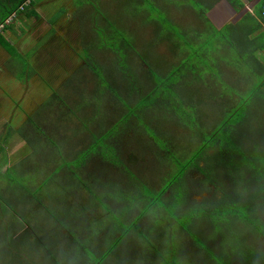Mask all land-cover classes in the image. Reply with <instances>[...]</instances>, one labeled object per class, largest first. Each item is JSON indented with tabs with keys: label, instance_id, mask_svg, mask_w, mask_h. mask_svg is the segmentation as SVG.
<instances>
[{
	"label": "rangeland",
	"instance_id": "374dc122",
	"mask_svg": "<svg viewBox=\"0 0 264 264\" xmlns=\"http://www.w3.org/2000/svg\"><path fill=\"white\" fill-rule=\"evenodd\" d=\"M69 1L78 8L75 16H71V22H75V25H78L80 30L81 27L82 30L85 29L84 23L87 19L92 17L98 18V20L95 21L94 28L88 31L86 35H82L81 38L79 37L81 48H83V50L79 52V56L81 59H86L84 64L88 66V68H84V70H91L92 68V70H95L94 73L96 76L92 72H89L90 79L84 82L78 99L76 102H74V99L72 100V106L74 109L86 106V109L82 110V112L87 114L91 113L92 109L94 114L98 111L99 133L103 131L108 123L107 130L109 129L116 134L118 133L121 137L122 132H119V128L123 130V124H129L128 128L134 132L131 136L129 135V137L132 139L134 148L138 147L136 149L142 155L143 169L136 171L134 168L133 171L128 166L123 167L120 165V161L116 159L118 153L113 144L106 141L108 139L107 137L101 136L96 138L95 135L90 137L89 133L81 128L82 126L79 121H77L74 116H70L72 119V128L76 129L78 133L74 132L73 129L69 132L62 128H59V130L62 131L54 132V125L50 128V133L54 132L51 135L55 139H58V141L63 140L67 142L66 144L73 145V147H71L73 154L70 156L67 155L66 167L68 171L69 169H72L71 171L75 169V174L71 176V182L67 184L62 175L53 174L50 176L49 174L42 175V173H37L41 172L38 166L35 165L39 164L37 159L41 158V162L42 159H44L41 148H39L35 154L31 153V156L27 148V142L25 143V139L22 140V138L15 133L14 128L11 129V132L7 133V127H9L12 122L9 120L6 125V121L4 122L3 119L1 120L0 118V211H7L8 216L11 217L13 216L11 207L13 208L14 204H21V206H23L27 200H39L37 193L40 192H43L46 199H49L50 204L53 205H57L62 198L64 200L66 198L69 200L70 197L72 202L76 197L78 200H86V196H77L76 192L80 193L84 191L82 183H84L85 187L87 185L90 188H96L98 184L97 175H101L102 171L101 168L99 171L95 168L93 174L83 180L76 169L79 168L83 162H86L87 171L92 172L91 168L93 166V161L92 159L86 160L87 153L99 154L100 157L103 158V161H108L113 165L120 166L121 171L118 182L109 183L108 187L110 189L107 193L104 192L103 194L112 199L115 198L117 201H121L123 204H126L125 207H127L128 204L130 206L136 204V208H138L139 205L144 206V208L148 210L143 214L142 222L144 217H146L144 224L148 222L149 227L153 226V230L159 225L162 226L165 222L171 225L178 223L188 228V225L191 223V218L194 216L197 217V219L193 224V230L201 231L200 227L206 224L209 230L207 234H204V238H214L215 244H217L213 247V253L212 249L208 251L209 255H212L213 264H233L236 262H239V264H264V246L260 245L257 240L253 243L254 237L260 238L261 240L264 238V223L259 221L255 214H251L249 211L250 209L246 206L248 205L247 200L249 199L248 193L242 190L243 188L240 186L241 190L238 189L236 193H229L228 195L229 198H232L236 196V194H240L241 196L237 195L240 197V203L228 198L221 199V191L225 190V188L216 190L217 188H214L210 182L207 183L209 180L204 179V183L202 182V184L199 178H197L199 174L202 177L207 174V168L204 170L202 167L204 164L196 160L199 146L202 144H213L212 141H207L208 137L213 133V95L210 90L212 86H209L207 81L209 78L207 76L214 72L209 67L199 70L193 68L189 70V72L194 73L196 76L187 80L183 77L179 79L180 72H176L175 74V69L178 67V63L176 64L178 61L179 66L184 63L186 67L189 66L190 62H193V64L195 62L194 65L197 67L200 60L198 56H193V53L201 50L200 47L189 45L179 46L178 51H175L177 52V57L173 58L175 63L173 62L174 64L170 65L167 69L163 68L162 74H160L156 68L151 67L147 70V73L153 77L152 82L149 84L148 81L139 78V73H137L138 68L129 67L130 64L123 50L124 47H126L129 52L133 50L134 52H140L137 50L138 46H135L134 42H139L140 37L142 38L144 32L148 30L150 32L146 33L147 36L144 45L146 46V51H149L152 56H155L154 49L159 48V41L162 42L160 34L165 35L170 31L168 22L157 17L164 18V13L160 14L158 8L156 9L155 6L147 0H106L105 2H103L104 0ZM31 2L32 4H40L39 6H41L42 12L46 13L44 19L50 24H53L56 20H60L62 16H64L63 13L65 9L63 8V4H65L66 0H31ZM4 5V0H0V10ZM83 8L85 10L90 9L92 13L95 14H89L87 12L80 13ZM24 9L25 10L21 13L22 16H34V7L27 5ZM18 13L16 15H18ZM141 13L145 14L141 15ZM21 17H11L8 22L4 23L3 29L5 31L8 29L14 30L20 33L17 35L21 37L28 25V20L24 22ZM101 17H106L108 19L104 20L101 24V20L99 19ZM154 25L156 26L153 27ZM79 28L76 27L74 29L79 31ZM2 33L3 32L0 31V44L3 45L4 50H8L7 52L12 55L16 65V67L13 68L11 76L6 78V65L0 62V100L4 101V96H7L6 84L12 85L14 82L23 81V79L25 80V78H27L25 74H30L31 72L35 73L31 56L32 49L35 48V46L28 48L29 42L22 41V52L17 49L14 50V48L10 46L9 40L5 39ZM53 34H57V38L60 39L58 40L56 38L58 44H66V41L62 40H66L67 36L58 35L55 27L50 31V35ZM204 40L206 41L207 38H204ZM199 43L204 44L205 42ZM130 44L134 45L133 50L129 47ZM137 45L140 47L139 43ZM205 45L209 46L210 44ZM164 49L167 51L171 48L164 47ZM106 50L113 51L115 61L111 58L110 52ZM94 51L96 55L95 59L93 58ZM97 54L102 56L101 60L103 62L97 59ZM182 55H186V57L181 58ZM216 59L217 58L214 56V61ZM215 65L214 63V70L217 69ZM66 70V77L73 73L72 68H66ZM115 70L128 75V77H126L128 78L126 91L122 88L124 84L120 85L121 87H114V90L111 92L108 91L110 86H113L110 85L112 84L111 82H113L110 78L114 76L112 72H115ZM184 70L183 68L182 72ZM118 72H116V74ZM139 83L145 87L141 89ZM172 83H176L175 86L177 87L180 86V94L177 95L175 90L171 89L173 88V86H170ZM43 86L44 88L42 89L32 84L30 93L43 95L50 89L49 85L44 84ZM249 89L250 88H248V90ZM120 90L124 92H120ZM139 90L140 92H137ZM192 93L193 95H191ZM198 103H200V105H197ZM2 104H4V102ZM10 110L11 106L7 105L5 115L10 116ZM196 110L198 111L197 114L195 113ZM163 112L169 114L173 113V115H176L179 121L178 123L183 124V131L182 133H177L176 141L173 138L164 139L162 135H160L163 133L159 134L154 128L150 127L149 124H146L148 121L154 122L153 120H155L156 117L161 121L163 119ZM203 113L205 117H201L199 121L197 117L201 116ZM70 114H72L71 109ZM77 115L79 114L77 113ZM80 119L83 120L84 118L80 117ZM105 131L103 132L105 133ZM138 131H143L144 133ZM45 133L48 134L46 130ZM35 135L38 136L37 138H43L38 133ZM119 135H117V137H119ZM145 135L149 139H147ZM148 140L152 143L155 142L156 146L154 147H157L158 150L152 148V144ZM121 141L123 142V140H120V144ZM18 162H22V164L15 165V163ZM192 169L199 174H197L198 176L196 178L190 180V182L192 184H194L195 181L199 182L197 186H195L197 189L201 190L202 187L203 190H206L205 192L207 194L211 193L212 196L209 197V200L204 199L200 201V203H196L195 201L194 203H190L188 201L190 189L187 181L183 179V176L187 171ZM216 174L222 178L218 171ZM43 178H50L48 184L53 187L52 192L45 191L42 185L43 182H39V180ZM223 183L225 187L230 186L227 181L225 182L223 180ZM207 185L208 187L206 188ZM62 187L66 188V192L69 189L73 191V193L70 192V196L66 197L67 193H59ZM155 187L158 188L157 191H155ZM160 191H170L171 196L167 199V203H165L163 199L165 197H162V194L157 195ZM193 192H191V194ZM29 193L31 198H26V195ZM1 195L6 198L7 203L2 201L3 198ZM64 202V208L66 210V200ZM244 202H246V204ZM150 203L153 204L150 205ZM99 207L101 210L99 218L97 220L88 219L86 222H90V229H105V239L111 242L114 238L115 231L110 228L113 224L116 225L120 222L118 220L120 215L116 212H108L109 209H114L113 206L101 204ZM7 208H10V210ZM67 208L68 210L66 212H61L60 209L51 211V215H53V218L56 220H60L61 216L66 213L70 216L78 215L79 208L73 207V203L69 202ZM175 208L180 209L178 213H175ZM189 212H191L193 216H191ZM81 216L83 217V215ZM259 216L264 221V210ZM12 218L15 219L16 217L13 216ZM14 219L5 216V220L11 221ZM23 219L25 218L23 217ZM1 220L2 216L0 214V233L5 230L2 226L4 223L1 222ZM64 225L66 226V224ZM137 226H140V223H137ZM153 230L151 231L148 229L150 233L155 232ZM247 235H249V240ZM196 238L200 243L199 246L203 250L207 249L204 239H200V234H197ZM12 254L15 255L16 253L0 250V256L6 257V262H4L6 264H29L26 261H20L16 256H14V258L11 257ZM169 259L170 262H167L168 264H181L179 256ZM233 259H235V261ZM200 264H202L201 261Z\"/></svg>",
	"mask_w": 264,
	"mask_h": 264
},
{
	"label": "crops",
	"instance_id": "0c3cea01",
	"mask_svg": "<svg viewBox=\"0 0 264 264\" xmlns=\"http://www.w3.org/2000/svg\"><path fill=\"white\" fill-rule=\"evenodd\" d=\"M26 1L27 0L24 2ZM105 1L106 0L103 2ZM147 1L151 2L156 9L158 8L160 14L164 13V18L156 16L159 19L167 21L170 26V31L165 35L160 34L162 42L159 41V48L154 47V53H158L160 59L164 58V53L166 52L164 47H169L173 51H178L179 46H199L201 50L194 52L193 56H198L200 60L199 63H204L202 64V69L209 67L214 72L215 63L218 72H223L227 76H232L237 80H244L243 77L240 78L236 75L237 72H240V69L234 65V62L240 59V56L255 55L258 62H253L252 65H256L259 70L261 66L263 74L261 73L262 75L260 76L264 77V20L260 17V10L264 0ZM4 3V7L8 5L5 0ZM26 5L34 7V13H36L33 17L23 15V19L28 20L32 38L43 39V35L54 27L58 35L67 36L66 45L60 50L54 47V43H51L49 47L46 48L44 53L48 54L51 57L50 59L46 55L42 60L33 58L35 73H33L29 80L35 85H47L50 82L60 84V65L58 62L61 60L65 62L64 52H66V67L73 68L75 62L80 64L86 62V59H81L78 56L79 52L83 50L79 37L81 38L82 35H86L88 31L94 28L95 21L98 20V18L92 17L87 19L84 23V31L82 27L80 30L78 25H75V22H71V15L72 17L75 16L78 8L69 0L65 2V6L68 8L66 14L53 24L45 21L44 17L46 13H41L40 4H32L31 0H29ZM20 6L18 9H20ZM4 7L1 8L0 13ZM24 7L25 6H23L22 10H19L18 15H16V11L13 12L16 17L22 16L21 13L25 10ZM85 12L95 14L92 13V10H85L84 8L80 13ZM142 14L145 13H141V15ZM99 19L102 24V22L108 18L101 17ZM155 26L156 25L153 27ZM76 27L79 28V31L74 29ZM6 32L8 36H12L16 41H20L19 47L21 50L22 41H28L29 43L31 41V37L28 35H23L19 39V35L17 34L20 33L11 29L6 30ZM147 32L150 31L147 30L144 32L142 38L140 37V41L136 42V44H140V47L137 45V50L144 54H148L146 46L144 45ZM55 37L57 38V34H55ZM222 37L230 40L232 42V47H229L231 45L223 43L221 41ZM204 38H207V40L205 41ZM141 39L144 40L142 41ZM199 42L205 43L200 44ZM29 43L28 48H32L33 45H29ZM205 44L210 45L206 46ZM1 51H4L2 54L7 52V50H4L2 44H0V53ZM176 53L177 52H175V54ZM214 56L217 58L215 61ZM185 57L186 55H182L181 58ZM93 58H96L95 51L93 52ZM97 59L101 60L102 56L97 54ZM241 62L246 65L249 62V58L242 57ZM145 63H149V56L147 55ZM176 63L179 64V61ZM192 63L193 62H190L189 65ZM142 65L144 68H147L144 63H142ZM195 68L197 67L195 66ZM207 77L214 81V73ZM30 82L20 83V85L16 84L14 95L20 97L21 91L28 92ZM191 95H193V93ZM2 107L1 105L0 111H4ZM74 111L75 117L76 110ZM153 121L154 122L148 121L146 124H149V126L154 128L159 134L163 133L160 135H162L164 139L173 138L176 141L177 133H182L183 131V126L178 123L179 121L173 113L169 114L165 112L161 121H159L158 117ZM119 132H122L121 137L117 133L115 136H107L108 139L106 141L112 143L115 147L118 153L116 159L120 161V165L123 167L128 166L134 171L137 165L143 166L142 155L136 149L138 147L134 148L132 139L129 137V135L131 136L134 132L129 128L126 130H119ZM138 132L144 133L143 131ZM117 135H119V137H117ZM145 137L149 139L146 135ZM120 140H123L121 144ZM149 142L152 144V148L158 150L157 147H154L156 146L155 142ZM88 159H92L93 161V166L91 168L92 172L87 171L86 162H83V164L76 169L80 173L81 179L84 180L88 178L93 174L95 168L97 171L101 168L102 174L97 175L98 184L96 188H90L87 185L85 187L84 183L81 182L84 191L78 193L75 190L77 196H86V200H78L76 197L72 202L70 197L69 200L66 198L65 210V200L63 198L61 199L62 202L60 201L57 205H53L50 204L49 199H46L45 194L40 192L37 193L40 201L31 199L23 204V206L26 205L24 207L21 206V204H14V207H11V212H13V216L16 217L15 219L12 218L13 216H8L7 211H0L2 216L1 222L4 223L2 226L5 228L3 231L4 234L3 232L0 233L1 251L14 252L16 254H12L11 257L14 258V256H16L20 261H26L29 264H168L167 262H170L169 258L177 256L180 257L181 264H200V261L202 264L214 263L212 255H209L208 251L212 249L213 253V247L217 244H215L214 238H204V234H207L209 230L206 224L200 227L201 231H194L193 224L197 217H194L193 214L189 212L193 217L191 218V223L188 225V228L178 223L171 225L165 222V224H162V226L159 225L153 230V226L149 227L148 222L144 224L146 217H144L142 222L144 212L146 213V211H148L144 206L139 205V207L136 208V204H132L134 206L128 204L127 207H125L126 204H123L121 201H117L115 198L112 199L103 194L104 192L107 193L110 189L108 187L109 183L118 182V177L121 175L120 166L113 165L108 161H103L100 155H90L87 160ZM201 163L204 164L202 161ZM71 170L69 169L68 171L66 168V173L59 172L56 174H59V176L62 175L66 180V178L74 176L75 169L74 171ZM197 174L199 173L192 169L187 171L183 176V179L186 180L189 185L190 192L188 193V201L190 203H194V201L200 203V201L204 199L209 200V197L212 196L211 193L207 194L205 192L206 190L201 192V190L195 187L199 182L195 181L194 184L190 182V180L198 176ZM197 178H199L201 183L205 179V177H202L200 174ZM48 180L42 185L45 191L52 192L53 187L48 184ZM70 182L71 180L69 183ZM207 187L208 185L206 188ZM157 190L158 188L155 187V191ZM62 192L67 193L66 197L70 196V192L73 193V191L69 189L66 192L65 187H62L59 191V193ZM165 192L160 191L157 195L162 194V197H165L163 198L165 203H167V199L170 198L171 193L168 191L164 195ZM191 192L193 193L191 194ZM30 196L29 193L26 195V198H31ZM2 198V201L7 203L6 198L4 196H2ZM69 202L73 203V207L79 208L78 215L70 216L66 213L61 216L60 220L54 219V216L51 215V211L60 209L61 212H66ZM101 204L113 206L114 209H109L108 212H116L120 215V218H118L120 222L116 225L113 224L110 228L115 231L114 238L111 242L105 239V229L102 230L98 228L97 230H93L90 229V222L85 224L86 218L92 220H97L99 218V214L101 213L99 206ZM152 204L153 203H150V205ZM7 209L10 210V208ZM179 210V208H175V213H178ZM81 215H83V217ZM5 216L14 220H5ZM23 217L25 219H23ZM66 217L68 218L67 220ZM137 223H140V226H137ZM64 224H66V226ZM148 229L155 232L150 233ZM197 234H200V239H204L207 249L203 250L199 246L200 243L196 238ZM247 238L249 240V235H247ZM256 240L258 242H264V238L261 240L260 238L254 237L253 243H255ZM233 260L235 261V259ZM0 262L1 264H6L4 263L6 262V257L0 256ZM233 264H239V262Z\"/></svg>",
	"mask_w": 264,
	"mask_h": 264
},
{
	"label": "trees",
	"instance_id": "16d2710c",
	"mask_svg": "<svg viewBox=\"0 0 264 264\" xmlns=\"http://www.w3.org/2000/svg\"><path fill=\"white\" fill-rule=\"evenodd\" d=\"M5 1L8 3V5H6L1 11L2 15L0 14V24L5 23V20L14 11L18 13L20 10L18 7L23 4L25 0ZM221 41L228 45L232 44V42L225 37H222ZM134 45L137 46L136 42H134ZM134 45L130 44L129 47H131L133 50ZM229 47H232V45ZM109 52L111 58L113 61H115L113 51ZM123 52L128 63L130 64L129 67L138 68L137 73H139V78H143L142 80L148 81L149 84L153 79V77L147 73L149 68H156L158 72L162 74V69H167L170 65H173L175 63L173 58L177 57L175 51L172 49L167 50L164 53V58L162 59L159 58L158 53H156L155 56H152L149 51L148 54L134 52V50L129 52L128 49L124 47ZM146 55L149 56V63H145ZM240 57V59H237L234 62V65L240 69V72H237L236 75L240 78L243 77L244 80H237L232 76L229 77L223 72H218V70H214V81L206 78L208 79L207 81L209 86H212L210 90L211 94L213 95V133L210 137H208L207 141H212L213 144L200 145L196 160H198V162H204V166H202L204 170L207 168V174L204 175L205 179L209 180L207 183L210 182L214 188H217L216 190L225 188V190L221 191V199L228 198L240 203V197L237 196L240 194H236V196L232 198H229L228 195L229 193H236L238 189L241 190V186L243 188L242 190L248 193L249 199L247 200L248 205L246 206L248 209H250V213L255 214L259 221L264 223L262 218L259 216L264 210V77L260 76L263 74L262 67L260 66L261 69L259 70L256 65H252L253 62H258V59L255 55H246ZM242 57L249 58V62L246 65L241 62ZM142 63H144L147 68H144ZM84 65L86 68H88L86 64ZM177 66L178 67L175 69V74L176 72H180L179 79L183 77L184 79L190 80L191 77L196 76L194 73L189 72V70L193 68L195 69V65L193 63L186 67L184 63L180 66L178 64ZM183 68L188 71L184 70L182 72ZM197 69H202L201 63H199ZM87 70L95 75V70H92V68L91 70ZM116 72L118 71L115 70V72H112V75L114 76L111 77L110 80L113 82H111L112 84H109L113 86H110L108 91L111 92L114 90V87H121L120 85L123 84L124 85L122 88H124L126 91V85H128V78L126 77H128V75H125V73L121 72L116 74ZM175 85L176 83L170 84L171 87L173 86L171 89L175 90L176 94L178 95L180 94V86L177 87ZM139 87L143 89L145 86L140 84ZM248 88L250 89L248 90ZM120 92L124 91L120 90ZM137 92H140V90ZM53 99L55 101V104H53V110H55L54 124L57 127L60 128V125L62 124V129H64L63 126L66 124V131L70 132V130L73 129V131L76 132V129L72 128V119L70 118V116H74V110H76V120L81 124V128L89 133L90 137L93 135H95L96 138L101 136L107 137L110 135L115 136L116 133L109 129L107 130L108 123L103 129V131H107H105V133L103 131L99 133L98 111L94 114L92 109L91 113L87 114L80 111L79 109H74L72 107V100L63 98L56 91L50 98L51 101H53ZM197 105H200V103ZM70 109L72 110V114H70ZM77 113L79 115H77ZM195 113L197 114L198 111L196 110ZM80 117H83L84 119L82 120ZM201 117H205V114L203 113L201 116L197 117V119L200 121ZM5 123L6 125L8 124L7 122ZM180 125L183 126V124ZM123 126V129L126 130L129 127V124H123ZM11 129H13L11 125L7 127V133L11 132ZM34 132L37 133L38 129H35ZM34 132H28L24 126L22 129L17 131L15 130V133L18 134L22 140L25 139V143L27 142V147L31 148V151L29 152L30 155L31 153L35 154L37 150L41 148L44 159H42V162L41 158L37 159L39 164L35 165L38 166V169L41 171L37 173H42L43 175L49 174L50 176L59 172L66 173V158L67 155L70 156L73 154L71 149L73 145L66 144L67 142L63 140L58 141V139H55L53 136H48L46 134L44 135V133L42 135L48 136V138L43 137L40 139L37 138L38 136L36 135L32 136V133ZM63 148L66 149V155L64 156L62 150ZM91 154L93 155L94 153H87L86 160ZM20 164H22V162L15 163V165ZM64 167L66 168L64 169ZM217 171L220 173L222 178L216 174ZM68 178H66L67 184H69L71 177ZM48 179L49 178H43L42 180H39V182L46 183ZM222 179L225 182L227 181L230 186L225 187ZM244 203L246 204V202ZM67 219L68 218L66 217V220ZM88 219L89 218H86V221ZM87 223L88 222H85V224Z\"/></svg>",
	"mask_w": 264,
	"mask_h": 264
},
{
	"label": "flooded vegetation",
	"instance_id": "af4514ba",
	"mask_svg": "<svg viewBox=\"0 0 264 264\" xmlns=\"http://www.w3.org/2000/svg\"><path fill=\"white\" fill-rule=\"evenodd\" d=\"M30 7H31V5H30ZM63 8L65 9V12L63 14H66L68 8L65 6V4H63ZM41 13H43L42 10H41ZM35 14L36 13H34V15ZM21 19L24 22L26 21V19H23V16L21 17ZM3 27H4V25L0 28V31L3 32L2 35L5 37V39L9 40L10 46H12L14 48V50L17 49V50L21 51V49L19 47L20 41L19 40L16 41L12 36H8V33L3 29ZM50 31L51 30L47 31L46 34L43 35V37H44L43 39H40V38L35 39V38H32L30 26L27 25V28H25V31L22 33V36L25 34V35H28L29 37H31V41H30L29 45L35 46V48H33L32 52H31L32 59L37 58V59L42 60L45 55L48 56L50 59L51 57L48 54L44 53V51L46 50L47 47H49V45L51 43L52 44L54 43V47L58 50H60L63 46L66 45L65 43L58 44L56 41L55 34L50 35ZM6 35H7V37H6ZM18 38L20 39V37H18ZM58 40H60V39L58 38ZM62 41H66V40H62ZM2 52H4V51H1V53H0V62L1 63L3 62L6 65V67H5V72L7 74L6 78H9L11 76V73L13 72V68H15L16 65H15L14 59L10 53L5 52V54H2ZM63 55L65 56V62H63L62 60L58 62L60 65V67H59L60 84H55L56 82L55 83H52V82L48 83L47 85H49L50 89L48 92L44 93L43 95L30 93V87L32 86V82H30L29 79L33 75L34 72L33 73L31 72L30 74H28V73L25 74L27 76V78H25V80L23 79V81L21 80L18 82H14L12 85L6 84L7 96H4L5 97L4 101L0 100V104L3 106L2 108H4V111H0L1 120L3 119L4 122L5 121L9 122V120H10V122H12V124H10V125L16 131L19 129H22L23 126L28 130V132H31V131L34 132L35 129H38L40 136H42L44 138H48V136H52L51 135L52 133L57 132L59 130V127H57L54 124L55 110H53V108H54L53 104H55V101H54V99H53V101H51L50 98L53 96V94L56 91L63 98H65V99L68 98L70 100L74 99V102H76V100L79 97V93L81 91V88H82V86H84V82H86L90 79V77H89L90 71H88L87 69L84 70V68H86L84 63L80 64L77 62H75V65L72 68L73 73L70 74L68 77H66V73H67L66 68H70V67H66V62H67L66 52H64ZM34 70H35V68H34ZM25 82H27V83L30 82L28 92L27 91H21L20 97L19 96L16 97L14 95V92L16 90L15 85L16 84L20 85V83H25ZM37 86L41 87L42 89L44 88L43 85H37ZM96 93H97V90H96ZM0 98H1V96H0ZM3 102H4V104H2ZM7 105L11 106L10 116L6 115L8 117H4L6 114V106ZM85 107L86 106L79 107V110L82 111V110L86 109ZM52 125H54V132L50 133V128ZM60 128H62V124L60 125ZM63 128L66 130V124H64ZM45 130L48 132V134L45 133ZM43 133H44V135L46 134L48 136L42 135ZM35 134H36L35 132L32 133V136ZM27 148L29 151H31L30 147H27ZM62 150H63V156L66 155V149L63 148ZM135 156H137V155H135ZM135 158H137V157H135ZM65 168L66 167H64V169ZM140 169H143L142 165H137L135 168V170H137V171H140ZM201 192H204L202 187H201ZM258 243L260 245L264 246V242L259 241Z\"/></svg>",
	"mask_w": 264,
	"mask_h": 264
},
{
	"label": "built area",
	"instance_id": "2783aa9c",
	"mask_svg": "<svg viewBox=\"0 0 264 264\" xmlns=\"http://www.w3.org/2000/svg\"><path fill=\"white\" fill-rule=\"evenodd\" d=\"M29 2V0H27L26 2H24V4L22 6H20V10L23 9V6H25L27 3ZM17 14V13H16ZM15 16V13L11 14L6 20L5 22H8L11 17ZM260 17L264 20V3L262 4L261 10H260ZM4 25V23L0 24V28Z\"/></svg>",
	"mask_w": 264,
	"mask_h": 264
}]
</instances>
